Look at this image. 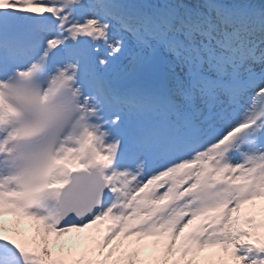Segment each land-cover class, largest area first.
<instances>
[{"label": "snow or ice", "instance_id": "1", "mask_svg": "<svg viewBox=\"0 0 264 264\" xmlns=\"http://www.w3.org/2000/svg\"><path fill=\"white\" fill-rule=\"evenodd\" d=\"M0 264H264V0H0Z\"/></svg>", "mask_w": 264, "mask_h": 264}]
</instances>
